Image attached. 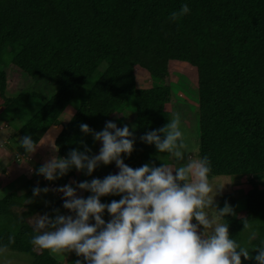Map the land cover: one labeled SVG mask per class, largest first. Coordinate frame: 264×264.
Here are the masks:
<instances>
[{"label":"trees","instance_id":"obj_1","mask_svg":"<svg viewBox=\"0 0 264 264\" xmlns=\"http://www.w3.org/2000/svg\"><path fill=\"white\" fill-rule=\"evenodd\" d=\"M182 4H188L190 12L171 20L170 14ZM173 62L196 70V157L207 155L211 161L209 179H247L244 216L235 195L219 198V209L226 203L233 209V215L223 218L229 235L239 242L243 231L256 229L258 235L249 245L258 246L264 240V0H0V111L10 108L19 116L40 100L41 107L17 132L20 140L31 135L38 144L39 134L60 126L62 113L78 102L55 142L59 157L67 158L73 149L83 152V145L93 155L97 141L81 131L82 123L99 132L106 121L119 128L131 120L135 142L131 155L122 154L124 163L133 169L146 163L173 165L167 153L140 139L171 119L167 107ZM8 65L55 84L58 91L49 100L32 92L9 96L4 72ZM139 72L150 79L149 88L138 86ZM101 169L118 168L114 162L100 164L94 174L81 177L73 167L64 180L73 179L76 185L101 179ZM25 185L24 192L0 198V243L29 256L31 264H62L48 250L33 247L29 220L45 214L54 218L63 202L42 205L33 189L45 184L29 179ZM80 191V197L91 195ZM120 198L104 196L101 203ZM102 218L107 222L111 217L105 211ZM245 222L249 229H244ZM9 236L14 237L11 244ZM257 254L250 250L252 257ZM78 259L84 264L83 257L75 255L71 264ZM241 264L256 261L241 257Z\"/></svg>","mask_w":264,"mask_h":264},{"label":"clouds","instance_id":"obj_2","mask_svg":"<svg viewBox=\"0 0 264 264\" xmlns=\"http://www.w3.org/2000/svg\"><path fill=\"white\" fill-rule=\"evenodd\" d=\"M189 12L188 4H182L170 19L175 21ZM80 129L101 142L98 154L88 155L83 145V152L73 149L67 158L52 157L36 170L37 174L54 181L73 167L91 175L100 164L113 162L119 171L102 180L76 183L75 188L59 187L63 208L75 215L33 217L35 235L30 243L34 248L50 253L75 252L83 257L84 264H241V257L264 264V240L258 246H248L258 235L256 229L249 231L248 244L229 235L223 218L233 215V209L227 203L219 210L214 207V198L223 187H214L210 181L207 155H187L192 151L191 142L178 112L165 126L146 132L140 139L154 145L159 153L184 161L179 166L146 163L133 169L126 165L122 154L131 155L135 142L127 125L118 128L113 121H106L105 127L96 132L82 123ZM38 146L31 135L19 142L26 154L35 152ZM77 188L91 195L78 197ZM41 192L48 189H33L34 196ZM108 195L121 198L101 203V197ZM105 211L111 217L107 222L102 218ZM244 229H249L246 222ZM8 242L13 243L14 237L9 236ZM250 250L258 254L252 257ZM8 254V245L0 243V264H12Z\"/></svg>","mask_w":264,"mask_h":264},{"label":"rangeland","instance_id":"obj_3","mask_svg":"<svg viewBox=\"0 0 264 264\" xmlns=\"http://www.w3.org/2000/svg\"><path fill=\"white\" fill-rule=\"evenodd\" d=\"M4 72L8 82L7 90L9 96H15L19 92H32L38 94L45 100H49L58 91V87L55 84L49 83L43 79L30 78L13 66L8 65L4 69ZM196 79V70L190 65L182 62L171 63L169 78L171 100L167 109L171 117L173 113L176 112L181 115L182 127L188 134L192 148V151L187 155L192 157H196L199 150V101ZM136 80L140 88L150 87V79L141 72L136 75ZM85 89L86 88H83L82 91ZM41 105L42 103L40 100H35L25 108L19 116H16L10 108L0 111V198L11 191L24 192L25 184L29 179H31L34 184H39L40 181L43 182L46 186L45 188L48 189L47 193L41 192L38 195L42 205H48L59 201L63 202V194L57 191L60 185H71L75 188L73 179L64 180L65 178L63 176L54 181H48L45 180L42 175H38L36 170L52 157H59L56 152L55 142L61 133L62 125L67 124L74 116L79 105L78 102H72L64 113H62L59 118L60 126L51 127L45 133L39 134V146L36 148L35 152L31 154H22L23 152L18 147L20 141L17 134L18 129L38 111ZM127 126L133 133L136 131L133 121L128 120ZM87 135H91V133ZM100 147L101 142L97 141L93 155L98 154ZM17 157L19 158L18 160ZM182 163H184V161H176L173 158V166H179ZM74 171L76 175L81 177L90 176L85 174V171H77L75 168ZM96 171L95 169L92 174ZM118 171L119 169L110 172L101 169L105 177L109 174H116ZM210 181L214 187H223L214 198V207L219 210L218 202L220 196L233 194L237 198L238 212L240 216H244V194L248 188L247 179L234 176H217L210 179ZM76 194L80 197V189H76ZM18 211L21 212L23 209H19ZM58 214L73 216L72 212L66 211V209L63 208V204L62 210L59 211ZM29 222L33 226L32 219H30ZM200 230L202 231V228ZM243 232L239 242L248 244L247 237L249 232ZM248 246L250 245L248 244ZM52 254L62 264H71V258L74 255L77 257L75 252ZM28 257L29 256L25 254L9 250L8 259H11L12 264H31L30 257Z\"/></svg>","mask_w":264,"mask_h":264},{"label":"crops","instance_id":"obj_4","mask_svg":"<svg viewBox=\"0 0 264 264\" xmlns=\"http://www.w3.org/2000/svg\"><path fill=\"white\" fill-rule=\"evenodd\" d=\"M59 158V157H58ZM101 173V175H102V178H101V180L105 177V174H102L103 172H100Z\"/></svg>","mask_w":264,"mask_h":264},{"label":"built area","instance_id":"obj_5","mask_svg":"<svg viewBox=\"0 0 264 264\" xmlns=\"http://www.w3.org/2000/svg\"><path fill=\"white\" fill-rule=\"evenodd\" d=\"M19 158L17 157V160H18ZM46 180V179H45Z\"/></svg>","mask_w":264,"mask_h":264}]
</instances>
